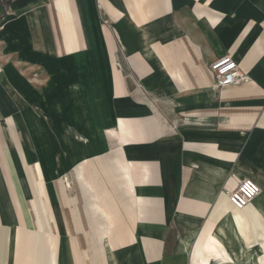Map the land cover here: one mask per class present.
<instances>
[{
  "label": "crops",
  "instance_id": "obj_1",
  "mask_svg": "<svg viewBox=\"0 0 264 264\" xmlns=\"http://www.w3.org/2000/svg\"><path fill=\"white\" fill-rule=\"evenodd\" d=\"M223 225L264 250V0H0V264H199Z\"/></svg>",
  "mask_w": 264,
  "mask_h": 264
},
{
  "label": "built area",
  "instance_id": "obj_2",
  "mask_svg": "<svg viewBox=\"0 0 264 264\" xmlns=\"http://www.w3.org/2000/svg\"><path fill=\"white\" fill-rule=\"evenodd\" d=\"M209 69L214 75L215 86L226 87L240 84L248 80L236 61L228 54H223L209 63ZM230 203L236 208H242L255 199L261 188L257 182L250 178H243L238 181L234 188H225Z\"/></svg>",
  "mask_w": 264,
  "mask_h": 264
},
{
  "label": "bare ground",
  "instance_id": "obj_3",
  "mask_svg": "<svg viewBox=\"0 0 264 264\" xmlns=\"http://www.w3.org/2000/svg\"><path fill=\"white\" fill-rule=\"evenodd\" d=\"M247 205H245L244 207H246ZM232 207L235 208V209H238V210L244 208V207L236 208L233 205H232ZM212 235H214L213 237L215 239H219L217 237V234L214 232V227H211V229L208 230L207 235L201 237L200 239L198 238L199 239L198 243L195 245V247L193 249V258L192 259L195 262L199 263V264H233L234 263V259L231 256V254L229 253V251H227V254H225V256H220L219 253L215 252V253H212V254L208 255V257H207L204 247H205V244H206V242L208 240V237H210ZM254 245H257L258 248H259V251H260L259 254L256 256L255 263L256 264H262L261 258L264 255V250L262 248V245H261V243H257V242ZM254 245L249 246V247L246 246L247 251L248 252L251 251L254 248Z\"/></svg>",
  "mask_w": 264,
  "mask_h": 264
},
{
  "label": "rangeland",
  "instance_id": "obj_4",
  "mask_svg": "<svg viewBox=\"0 0 264 264\" xmlns=\"http://www.w3.org/2000/svg\"><path fill=\"white\" fill-rule=\"evenodd\" d=\"M224 222L222 224H224ZM232 226L228 225L226 227L225 225H223L222 229H226L228 230V232L224 231L221 234L223 235L222 238L223 243L225 244L226 247H230L231 249L229 253L234 259L233 264H256L255 263L256 256L260 252L258 246L254 245V248L248 252L245 243L239 236L236 235L234 228ZM262 264H264V256L262 257Z\"/></svg>",
  "mask_w": 264,
  "mask_h": 264
}]
</instances>
